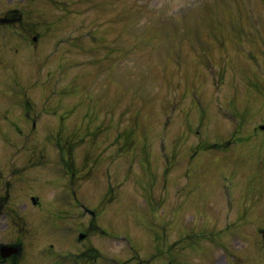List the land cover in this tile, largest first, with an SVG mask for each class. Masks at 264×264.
I'll list each match as a JSON object with an SVG mask.
<instances>
[{"label":"rangeland","instance_id":"obj_1","mask_svg":"<svg viewBox=\"0 0 264 264\" xmlns=\"http://www.w3.org/2000/svg\"><path fill=\"white\" fill-rule=\"evenodd\" d=\"M0 17V198L40 195L39 244L264 264V0H0ZM67 222L87 235L58 240Z\"/></svg>","mask_w":264,"mask_h":264},{"label":"flooded vegetation","instance_id":"obj_2","mask_svg":"<svg viewBox=\"0 0 264 264\" xmlns=\"http://www.w3.org/2000/svg\"><path fill=\"white\" fill-rule=\"evenodd\" d=\"M9 214L10 213L7 210H5L4 202L0 200V256L3 257V255L9 253V251H11L12 248H18L19 256H15V260H14V262H17L24 252V240H22L20 236L11 237L9 240H5V239L2 240V236H1V233L2 234L4 233V230L8 225V221L5 220L8 218Z\"/></svg>","mask_w":264,"mask_h":264}]
</instances>
